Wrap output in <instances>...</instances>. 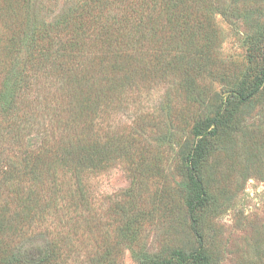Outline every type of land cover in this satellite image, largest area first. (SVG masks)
<instances>
[{
	"label": "trees",
	"instance_id": "trees-1",
	"mask_svg": "<svg viewBox=\"0 0 264 264\" xmlns=\"http://www.w3.org/2000/svg\"><path fill=\"white\" fill-rule=\"evenodd\" d=\"M1 10L21 19L15 0H0ZM254 13L250 0H83L53 22L36 20L30 27L31 21L22 20V30L10 44L9 67L0 70V242L9 234L17 237L25 228L31 230L33 221H41L48 209L57 206L60 174L72 173L80 183L87 169L109 165L114 156L125 154L118 153L115 140L99 136L95 128L96 120L113 110L114 98L120 101L125 93L146 84H170L207 108L209 99L198 91L197 80L216 66L222 41L216 17L248 19ZM248 49L251 69L258 70L255 79L246 73L236 90H230L231 98L219 100L213 117H200L189 108L192 139L178 142V156L192 187L188 212L198 248L176 251L168 259L135 250L138 264H212L202 235L205 215L211 212L204 170L223 134L234 133L238 107L263 90L264 25L249 37ZM40 71L54 78L51 125L55 122L61 131L56 126L57 134L44 128L42 146L32 150L27 135L41 129L33 120L38 107L32 96ZM16 159H21L19 166ZM81 195L85 197L80 191ZM139 210L133 206V216L146 217ZM131 220L122 217L125 240L137 221ZM59 249L50 244L35 264H60ZM0 262L32 264L23 260L19 250Z\"/></svg>",
	"mask_w": 264,
	"mask_h": 264
},
{
	"label": "rangeland",
	"instance_id": "rangeland-1",
	"mask_svg": "<svg viewBox=\"0 0 264 264\" xmlns=\"http://www.w3.org/2000/svg\"><path fill=\"white\" fill-rule=\"evenodd\" d=\"M15 2L20 20L6 10L0 11L2 71L9 67L10 44L20 34L23 21H31L30 27L36 20L38 24L53 22L83 0ZM250 4L255 13L248 19L216 17L222 39L216 66L197 80L198 91L209 99L207 108H200L187 99L182 88L170 84H146L125 93L120 101L114 98L113 110L96 120L95 128L99 136L115 140L118 153L121 150L125 154L114 156L109 165L87 169L80 183L72 173L60 174L57 206L48 209L41 221H33L31 230L25 228L17 237L9 234L1 241L6 250H0V261L19 250L23 260L38 263L50 244L60 248V264H138L135 250L168 259L176 251L198 248L188 212L192 187L178 156V142L192 139L194 120L190 112L213 117L219 100L231 98L230 90H236L246 73L251 80L258 75L257 69H251L248 48L249 37L264 25V0H250ZM37 76L32 96L38 109L33 120L41 129L27 135L32 150L42 146L44 128L57 134L53 128L56 123L51 125L54 78L44 71ZM262 89L249 103L238 107L234 133L223 134L205 166L211 212L205 215L202 235L212 264H264V85ZM235 106L232 102L230 109ZM19 160L15 165H20ZM80 191L85 197H80ZM133 206L145 211L146 217L133 216ZM123 216L129 222L137 219L130 227V242L123 239Z\"/></svg>",
	"mask_w": 264,
	"mask_h": 264
}]
</instances>
